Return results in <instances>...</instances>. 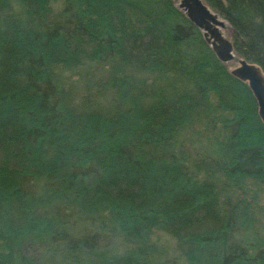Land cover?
Segmentation results:
<instances>
[{"label":"trees","instance_id":"1","mask_svg":"<svg viewBox=\"0 0 264 264\" xmlns=\"http://www.w3.org/2000/svg\"><path fill=\"white\" fill-rule=\"evenodd\" d=\"M0 264H264L257 98L175 0H0Z\"/></svg>","mask_w":264,"mask_h":264},{"label":"water","instance_id":"2","mask_svg":"<svg viewBox=\"0 0 264 264\" xmlns=\"http://www.w3.org/2000/svg\"><path fill=\"white\" fill-rule=\"evenodd\" d=\"M186 8V14L201 28L210 30L213 40L208 39L218 57L224 62L231 59H238L237 65L231 71L239 78L247 81L258 101L259 114L264 121V70L261 65L242 57L234 47L233 40L225 39L220 35L216 24H224L218 18V12L213 10L204 0H183L181 4Z\"/></svg>","mask_w":264,"mask_h":264},{"label":"rangeland","instance_id":"3","mask_svg":"<svg viewBox=\"0 0 264 264\" xmlns=\"http://www.w3.org/2000/svg\"><path fill=\"white\" fill-rule=\"evenodd\" d=\"M175 3L182 8L184 11H186V8L183 7L181 4L183 3V0H175ZM212 8V7H211ZM213 9V8H212ZM214 10V9H213ZM216 11V10H215ZM217 12V11H216ZM218 18L220 20H223L224 24H214L212 27H216L218 29V31L220 32V35L225 38V39H229V40H233V28L230 25L229 21L224 18L220 13H218ZM202 30L205 34V36L210 39L213 40L214 36H212L210 30L206 27H202ZM211 42V41H210ZM212 43V42H211ZM225 64L228 66V68L230 70L234 69L237 65H239V60L238 59H231V60H227L225 61ZM153 237L162 245H164L166 248L170 249L173 252H176L174 250V245H175V241L173 239V237H171L170 235H168L167 233L157 230L155 232V234L153 235Z\"/></svg>","mask_w":264,"mask_h":264}]
</instances>
